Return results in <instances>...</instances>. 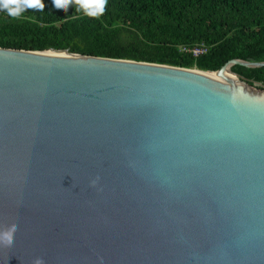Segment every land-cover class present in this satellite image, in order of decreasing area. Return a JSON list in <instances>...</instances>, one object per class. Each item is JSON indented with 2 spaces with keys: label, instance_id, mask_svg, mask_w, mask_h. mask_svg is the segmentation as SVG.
<instances>
[{
  "label": "water",
  "instance_id": "obj_1",
  "mask_svg": "<svg viewBox=\"0 0 264 264\" xmlns=\"http://www.w3.org/2000/svg\"><path fill=\"white\" fill-rule=\"evenodd\" d=\"M236 65L264 68L0 48V264H264V86Z\"/></svg>",
  "mask_w": 264,
  "mask_h": 264
},
{
  "label": "trees",
  "instance_id": "obj_2",
  "mask_svg": "<svg viewBox=\"0 0 264 264\" xmlns=\"http://www.w3.org/2000/svg\"><path fill=\"white\" fill-rule=\"evenodd\" d=\"M26 10L12 19L0 11V48L71 53L216 72L231 60L264 62V0H107L103 14L87 17ZM204 44L195 58L182 47ZM253 86H264V68L234 66Z\"/></svg>",
  "mask_w": 264,
  "mask_h": 264
},
{
  "label": "clouds",
  "instance_id": "obj_3",
  "mask_svg": "<svg viewBox=\"0 0 264 264\" xmlns=\"http://www.w3.org/2000/svg\"><path fill=\"white\" fill-rule=\"evenodd\" d=\"M106 2L107 0H50L53 11L66 13L71 7L74 13L93 18L103 14ZM43 8L42 0H0V11L6 12L12 19L20 18L28 9L43 11ZM15 232L14 226L0 229V245L10 247ZM34 264H44V262L41 258H36Z\"/></svg>",
  "mask_w": 264,
  "mask_h": 264
},
{
  "label": "built area",
  "instance_id": "obj_4",
  "mask_svg": "<svg viewBox=\"0 0 264 264\" xmlns=\"http://www.w3.org/2000/svg\"><path fill=\"white\" fill-rule=\"evenodd\" d=\"M181 50L184 53L192 54L195 58L208 53V48L204 44L195 47H182Z\"/></svg>",
  "mask_w": 264,
  "mask_h": 264
},
{
  "label": "bare ground",
  "instance_id": "obj_5",
  "mask_svg": "<svg viewBox=\"0 0 264 264\" xmlns=\"http://www.w3.org/2000/svg\"><path fill=\"white\" fill-rule=\"evenodd\" d=\"M48 54H52L51 52H47ZM208 75L212 76V77H217L216 74H210V73H207ZM226 76L228 77L227 79H229L231 82H234V83H238L239 80L236 78V77H233L231 76L230 74L226 73Z\"/></svg>",
  "mask_w": 264,
  "mask_h": 264
},
{
  "label": "rangeland",
  "instance_id": "obj_6",
  "mask_svg": "<svg viewBox=\"0 0 264 264\" xmlns=\"http://www.w3.org/2000/svg\"><path fill=\"white\" fill-rule=\"evenodd\" d=\"M196 70V69H195Z\"/></svg>",
  "mask_w": 264,
  "mask_h": 264
}]
</instances>
